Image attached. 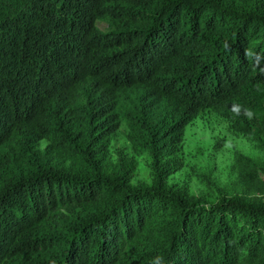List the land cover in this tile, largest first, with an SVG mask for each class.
Wrapping results in <instances>:
<instances>
[{
	"label": "trees",
	"instance_id": "trees-1",
	"mask_svg": "<svg viewBox=\"0 0 264 264\" xmlns=\"http://www.w3.org/2000/svg\"><path fill=\"white\" fill-rule=\"evenodd\" d=\"M207 108L264 151V0H0V264H264L263 199L169 182Z\"/></svg>",
	"mask_w": 264,
	"mask_h": 264
},
{
	"label": "rangeland",
	"instance_id": "rangeland-1",
	"mask_svg": "<svg viewBox=\"0 0 264 264\" xmlns=\"http://www.w3.org/2000/svg\"><path fill=\"white\" fill-rule=\"evenodd\" d=\"M100 30H107L105 20L96 22ZM128 130L122 124L111 140L110 153L113 157L122 152L133 155L127 140ZM242 153L255 161L264 163V151L255 142L235 134L229 121L207 108L198 113L184 131L180 154L184 166L169 179L177 187L186 185L191 194L215 200L221 194L238 191L250 197L264 200V193L255 188L247 189L240 184L233 159L235 153ZM137 168L133 183H150V159L147 154L136 156Z\"/></svg>",
	"mask_w": 264,
	"mask_h": 264
}]
</instances>
